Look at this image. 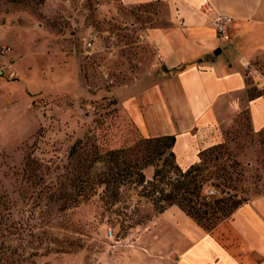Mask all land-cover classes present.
Segmentation results:
<instances>
[{
    "label": "rangeland",
    "instance_id": "374dc122",
    "mask_svg": "<svg viewBox=\"0 0 264 264\" xmlns=\"http://www.w3.org/2000/svg\"><path fill=\"white\" fill-rule=\"evenodd\" d=\"M20 1L0 0V264H129L136 251L146 252L144 237H154L158 195L126 182L113 192L98 186L87 200L68 197L86 167L91 176L106 170L95 154L146 138L125 104L155 68L146 34L168 25V9L161 2ZM252 64L264 77V57ZM218 131L217 164L242 179L232 194L264 195V130L252 131L243 108ZM143 170L150 180L154 167ZM218 184L207 181L203 194L221 198ZM221 222L201 224L208 232Z\"/></svg>",
    "mask_w": 264,
    "mask_h": 264
},
{
    "label": "crops",
    "instance_id": "0c3cea01",
    "mask_svg": "<svg viewBox=\"0 0 264 264\" xmlns=\"http://www.w3.org/2000/svg\"><path fill=\"white\" fill-rule=\"evenodd\" d=\"M119 1L161 2L168 9V25L146 34L155 68L130 89L135 98L125 109L145 136L174 137L176 165L198 162L199 152L220 143L219 128L243 108L252 131L264 130V77L252 64L264 57V0ZM215 13L232 18L226 39L216 34ZM155 224L154 237L142 241L146 252L136 251L129 264H264V195L208 232L177 206Z\"/></svg>",
    "mask_w": 264,
    "mask_h": 264
},
{
    "label": "trees",
    "instance_id": "16d2710c",
    "mask_svg": "<svg viewBox=\"0 0 264 264\" xmlns=\"http://www.w3.org/2000/svg\"><path fill=\"white\" fill-rule=\"evenodd\" d=\"M13 3H24L20 0H11ZM38 3L43 0H37ZM173 136H161L141 138L128 147H121L117 150H109L103 153L98 152L92 159L107 165L104 172L91 176L89 168L86 167L85 174L81 179L79 189L68 198L87 200L94 193L98 186H104L103 192L117 191L122 183L131 182L148 190L147 196H153L156 212L162 214L170 206L179 207L187 216L202 226L201 221L208 223L221 222L231 217L236 208L247 202L232 192L239 190L241 178H233L232 173L222 164H217L218 156L216 150L221 147V143L209 146L199 152L198 162L192 164L187 169H182L175 163V156L172 153L174 146ZM77 141L68 154V158H73L77 153ZM161 162L158 166L156 163ZM148 166L154 167L152 178L145 179L143 169ZM238 175V174H237ZM242 174L240 175V177ZM218 181L216 188H220L222 197L211 199L208 191L203 194V189L207 181ZM162 186L170 189L166 190ZM61 210H65L61 208ZM216 227V224L213 228Z\"/></svg>",
    "mask_w": 264,
    "mask_h": 264
},
{
    "label": "built area",
    "instance_id": "2783aa9c",
    "mask_svg": "<svg viewBox=\"0 0 264 264\" xmlns=\"http://www.w3.org/2000/svg\"><path fill=\"white\" fill-rule=\"evenodd\" d=\"M207 10L210 11L209 8ZM212 22H213V26L215 28L217 36L221 39H226L228 37L227 34L230 30V27L233 23L232 18L228 17L224 14H221V13H215ZM6 52H7V50L3 49L2 53H6ZM11 77H12V75H11ZM207 193L210 196V195L214 194V191L208 190ZM111 234H112V232L109 231V235H111Z\"/></svg>",
    "mask_w": 264,
    "mask_h": 264
}]
</instances>
